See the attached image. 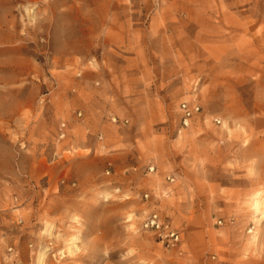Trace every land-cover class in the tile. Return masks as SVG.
I'll return each instance as SVG.
<instances>
[{
	"label": "rangeland",
	"instance_id": "rangeland-1",
	"mask_svg": "<svg viewBox=\"0 0 264 264\" xmlns=\"http://www.w3.org/2000/svg\"><path fill=\"white\" fill-rule=\"evenodd\" d=\"M0 264H264V0H0Z\"/></svg>",
	"mask_w": 264,
	"mask_h": 264
},
{
	"label": "built area",
	"instance_id": "built-area-1",
	"mask_svg": "<svg viewBox=\"0 0 264 264\" xmlns=\"http://www.w3.org/2000/svg\"><path fill=\"white\" fill-rule=\"evenodd\" d=\"M181 111L183 115V123L187 127L188 121L194 112H198V107L190 108L186 104L181 105ZM153 171V168L150 169ZM148 196L145 195V198ZM142 227L145 231L154 232L157 234L161 241H166L167 245L175 246L179 243V235L171 230L167 224H165L158 214H152L142 223Z\"/></svg>",
	"mask_w": 264,
	"mask_h": 264
},
{
	"label": "bare ground",
	"instance_id": "bare-ground-1",
	"mask_svg": "<svg viewBox=\"0 0 264 264\" xmlns=\"http://www.w3.org/2000/svg\"><path fill=\"white\" fill-rule=\"evenodd\" d=\"M255 202H256V201H255ZM258 205H259V203L256 204V206H258Z\"/></svg>",
	"mask_w": 264,
	"mask_h": 264
}]
</instances>
